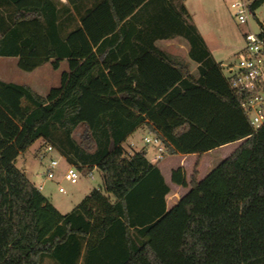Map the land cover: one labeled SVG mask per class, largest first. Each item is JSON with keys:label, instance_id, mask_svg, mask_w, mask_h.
Wrapping results in <instances>:
<instances>
[{"label": "trees", "instance_id": "trees-1", "mask_svg": "<svg viewBox=\"0 0 264 264\" xmlns=\"http://www.w3.org/2000/svg\"><path fill=\"white\" fill-rule=\"evenodd\" d=\"M175 36L196 75L155 44ZM0 56L25 70L69 62L46 96L0 80V264H264V124H250L251 92L224 76L184 0H0ZM142 124L166 154L240 143L200 179L173 169L188 190L168 208L157 164L122 146ZM38 139L97 168L102 188L61 213L15 163Z\"/></svg>", "mask_w": 264, "mask_h": 264}, {"label": "rangeland", "instance_id": "rangeland-1", "mask_svg": "<svg viewBox=\"0 0 264 264\" xmlns=\"http://www.w3.org/2000/svg\"><path fill=\"white\" fill-rule=\"evenodd\" d=\"M190 4L191 12L194 14L197 22H199L202 31L204 30L203 25L206 26V31L203 32L220 34L224 37L226 42L228 41L231 43L232 41L234 42L235 40H238V42H240L239 44H242L243 39L241 37V32L246 26L240 25L236 22L233 10L229 6V0H190ZM255 15V20L264 24V3L255 9ZM255 20H252L251 22V28L253 31L257 30L256 25L253 23ZM160 45L167 49L174 50L175 53L181 57H186V48L184 47V44L170 43ZM68 70L69 62L66 59H50L42 62L31 70H25L19 66L18 57L0 56V80L26 84L44 96H46L53 87H58L60 85L63 73ZM81 131L82 127L77 128L74 135L78 137ZM46 142L47 141L44 139H38L24 153L20 154L15 161L18 167L25 170L26 175L32 182L38 183L41 180L46 182L42 191L46 196L47 194L51 196L55 203L73 206L74 204H77L90 189L94 187L102 188L100 176L97 173H93V179L85 177L80 179L77 184H70L68 181L62 179L60 184L65 188L66 193L58 192L57 185L50 180L47 182V179L45 178V163H41L37 158V151H39ZM139 144H145L143 137L139 141ZM150 146L151 145L147 146L149 149L148 156L152 158L153 151ZM232 147L233 146L230 145L200 156L185 155L182 157V155L179 154L171 155L164 153V157H166L162 160L161 166L167 169L170 166L177 167L182 164L190 173L195 166L197 167L200 165L199 168L204 171L208 166H214L221 160V158H225V155ZM63 161L66 162V165L69 164L66 160ZM63 161L60 162V166L64 165ZM80 171L82 176L88 174V170L85 168L80 169ZM167 181L172 185L170 179H167ZM182 191L183 190L180 187L174 188L172 186L171 191L166 195V204L173 205L176 203L180 198ZM44 264L50 263L46 260Z\"/></svg>", "mask_w": 264, "mask_h": 264}, {"label": "built area", "instance_id": "built-area-1", "mask_svg": "<svg viewBox=\"0 0 264 264\" xmlns=\"http://www.w3.org/2000/svg\"><path fill=\"white\" fill-rule=\"evenodd\" d=\"M254 0H229V6L233 10L236 22L245 25L247 30L243 34V44L234 54L231 62L222 65V72L231 81L234 88L245 89L251 92L249 98L243 103L250 124L257 130L264 124V24L255 20ZM256 25L253 31L251 22ZM144 143L154 148V156L151 160L158 161L164 157L165 146L161 139L152 132L144 136ZM37 158L45 163V178L54 181L58 192L66 193L60 184L58 177L77 184L82 176L81 171L74 165L68 164L62 172L60 162L64 157L51 143H44L37 151ZM42 185L38 186L41 189Z\"/></svg>", "mask_w": 264, "mask_h": 264}, {"label": "crops", "instance_id": "crops-1", "mask_svg": "<svg viewBox=\"0 0 264 264\" xmlns=\"http://www.w3.org/2000/svg\"><path fill=\"white\" fill-rule=\"evenodd\" d=\"M62 2H66V0H61ZM87 4H91L94 0H85ZM184 5L189 13V16H190V20L196 25V27L198 28L200 34L202 35L209 51L211 52L212 56L214 57V59L219 62L221 64V67L223 64L225 63H229L233 60L234 58V54L238 51V49L241 47V45L243 44V40H242V44H239L240 42H238V40H235L234 42L232 41L231 43H229L228 41L226 42L224 37H222V35L220 34H216V33H205L203 31H206V26L203 25V31H202V28L201 26L199 25V22H197V20L195 19L194 17V14H192V10H191V4H190V0H184ZM247 30V27L244 28V30H242L241 32V37L243 39V34L244 32ZM172 44V43H178V44H184V47L186 48V57H181L180 55H178L177 53H175L174 50L172 49H167L165 47H162L160 44ZM156 46L159 47L162 51L166 52L168 55H170L171 57H174V58H177V59H182L183 61H185L188 66H189V70L192 74H197V63L193 60H191L188 56V43L185 39H183L182 37L180 36H175L173 38H167V39H158L156 40L155 42ZM228 59V60H227ZM149 132V130L147 129V127L142 124L140 126H138L131 134H129L126 138V140L123 142L122 146L123 148L125 149V151L128 153V154H131L133 151H138L140 149H145L146 151V158L148 160H150L152 163H156L163 178L165 179L166 183L169 185V188H170V191L172 189V186L174 188H177V187H180L183 191H182V194L183 195L187 190H188V186H181V185H177L175 183L172 182V185H170L167 181V179H170L171 180V172L173 169L177 168V167H182L185 171V177H186V180L188 181L189 179V176L191 174V172L189 173L187 171V169L184 167V165H179L177 167H174V166H170L169 168L165 169L161 166L162 164V160L166 157H163L162 159L158 160V161H153L151 160L152 158H150L148 155H149V149L147 148V144H139V141L142 139H144V136ZM238 142H240L239 140L238 141H234V142H230V143H227V144H224L222 146H219V147H216L214 149H211L207 152H204L203 154L205 153H210V152H213L215 150H218V149H222V148H225V147H228V146H233L228 152L227 154L225 155V157L227 155H229L237 146H238ZM150 148H152V157L154 156V150H153V147L150 146ZM176 154H179V155H182V157H184L185 155H192V156H197L195 153H191V154H181V153H176ZM202 154V155H203ZM173 155V154H171ZM224 158V157H223ZM221 158V160L223 159ZM220 160V161H221ZM64 165H61L60 166V172L63 171V169L65 168L66 166V162H64ZM196 164V163H195ZM216 165V164H215ZM214 165V166H215ZM200 165L197 166V170H198V175H197V178L200 179L201 177L205 176L209 171L210 169H212L214 166H208L204 171H202L200 168H199ZM93 173H97L99 176H100V179L102 181V175H101V172L97 169V168H93V169H90L88 170V174L86 176H82L80 179L82 178H89V179H93L94 176H93ZM58 180L61 181V177L59 176L58 177ZM47 182H48V179H47ZM37 187L39 185H42V188L39 189L41 192L43 191L44 189V185L46 184V182L44 180H41L39 181L38 183L36 182H33ZM53 183L55 184V182L53 181ZM91 190V189H90ZM89 190V191H90ZM42 194L49 200V202H51L61 213H67L69 212L76 204H74L73 206H67L65 204H62V203H55L53 200H52V197L49 196L47 194V196L42 192ZM86 195V194H85ZM167 207L169 208L171 205H169L168 203L166 204Z\"/></svg>", "mask_w": 264, "mask_h": 264}]
</instances>
